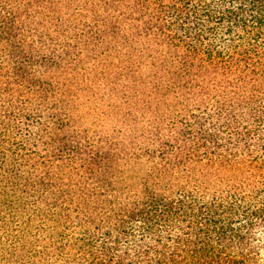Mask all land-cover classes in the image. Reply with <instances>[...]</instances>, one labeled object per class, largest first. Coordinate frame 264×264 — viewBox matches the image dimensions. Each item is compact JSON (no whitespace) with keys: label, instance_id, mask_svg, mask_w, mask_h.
<instances>
[{"label":"trees","instance_id":"1","mask_svg":"<svg viewBox=\"0 0 264 264\" xmlns=\"http://www.w3.org/2000/svg\"><path fill=\"white\" fill-rule=\"evenodd\" d=\"M85 55L139 130L77 131ZM0 264H264V0H0Z\"/></svg>","mask_w":264,"mask_h":264},{"label":"rangeland","instance_id":"2","mask_svg":"<svg viewBox=\"0 0 264 264\" xmlns=\"http://www.w3.org/2000/svg\"><path fill=\"white\" fill-rule=\"evenodd\" d=\"M65 19L72 20V18ZM72 25L74 24L70 26ZM88 56H84L82 64L87 70L90 69L89 82L82 83L80 75L75 76V82L67 74L61 75L58 79L62 80L61 83L67 90V102L64 106L77 131L94 138L96 136L123 137L128 133L130 122L135 130H139L148 122L146 119H149V114L140 115L137 112V100L134 96L130 101H124L120 86L125 84L131 87V85L127 78L119 81L116 79L114 70H116L117 61L112 60L115 65L110 67L104 68L101 64L95 67L90 66ZM152 104H155V101ZM167 110L165 105L160 104L158 117ZM139 111L142 110L139 109ZM129 119L131 121H128Z\"/></svg>","mask_w":264,"mask_h":264}]
</instances>
